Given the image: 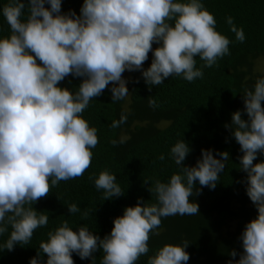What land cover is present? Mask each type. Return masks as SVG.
Segmentation results:
<instances>
[{
    "label": "clouds",
    "instance_id": "1",
    "mask_svg": "<svg viewBox=\"0 0 264 264\" xmlns=\"http://www.w3.org/2000/svg\"><path fill=\"white\" fill-rule=\"evenodd\" d=\"M2 12L11 34L0 39V236L9 226L12 231L0 250L13 251L17 244H29L35 230L48 224V215L33 205L60 181L79 178L91 167V150L99 139L82 114L92 99L110 84L112 102L125 99V71H140L150 89L173 76L188 82L202 79L204 67L230 54L231 41L216 30L215 16L201 0H84L79 14L62 13V0H10ZM227 24L243 43V28H237L232 17ZM154 44L159 46L153 49ZM150 52L152 63L144 69ZM196 57L204 61L200 68ZM69 76L83 78L75 92L60 86ZM243 99L248 118L236 111L225 127L240 145L246 194L258 215L241 234L243 253L236 260L233 250L229 264H264V161L254 163L264 154V78L256 81L254 90L246 89ZM155 106L150 99L149 107ZM127 119L122 113L111 128ZM124 142L121 137L112 144ZM190 151L184 140L171 148L182 174H173L167 183L154 182L149 191L156 203L144 204L140 198L114 219L111 233L103 238L85 226L74 231L64 221L48 233L30 264H45L41 252L47 255L46 264H74L73 253L96 264L98 250L104 253L101 264H136L148 254L150 236L162 218L199 214V204L190 199L200 194L194 192L196 182L214 189L229 159L227 151L218 153V159L212 150H202L197 164L188 167L184 161ZM89 179L103 190L104 200L124 194L107 170ZM67 207L71 214L80 211L74 203ZM88 215L85 210L82 218ZM188 246L189 241L166 244L148 264H187Z\"/></svg>",
    "mask_w": 264,
    "mask_h": 264
},
{
    "label": "trees",
    "instance_id": "2",
    "mask_svg": "<svg viewBox=\"0 0 264 264\" xmlns=\"http://www.w3.org/2000/svg\"><path fill=\"white\" fill-rule=\"evenodd\" d=\"M27 0H25V3ZM84 0H62V13H80ZM188 2V0H179ZM205 8L214 14L216 30L228 37L230 54L217 61L211 68H203V78L188 82L179 76L169 77L163 84L149 86L140 71L129 73L125 99L112 102L110 84L99 96L90 101L83 117L91 127L97 129L99 143L92 149L91 167L83 176L60 181L51 188L49 195L36 202L33 207L48 215L47 226L35 230L29 244H17L13 251L0 250V264H30L38 257L41 242L48 240V233L67 221L75 231L85 226L103 238L111 233L114 219L122 216L129 206H136L140 198L144 204L156 203L149 188L156 180L167 183L173 174H182L180 165L171 157V148L184 140L191 151L184 161L188 167L195 166L202 157V150L218 153L227 151L229 159L220 173L214 189L201 187L197 181L190 199L199 204V214L192 216H169L162 218L161 226L150 236L149 252L136 264H148V260L166 244H181L189 241L186 251L190 254L187 264H229L230 253L237 252L236 260L243 253L240 239L245 226L258 215V210L246 194V173L241 170L240 145L232 132L226 128L231 124L232 114L244 111L243 94L254 90L256 81L264 78V72L256 70L255 59L264 55V0H201ZM10 0H0V39L10 36L11 30L3 16V7ZM46 7L49 5L46 4ZM232 17L237 28H243L245 41L236 40L227 18ZM27 18V6L23 19ZM157 44L153 45V49ZM152 53L144 69L152 63ZM196 67L204 61L196 57ZM83 78L66 77L61 87L73 92L78 90ZM155 100V108L149 100ZM127 114V122L117 129L111 128L114 120ZM125 142L113 146L112 141ZM164 159L161 160L160 156ZM264 161L258 154L254 163ZM107 170L116 176V183L124 191L120 197L103 199V190H97L94 179ZM145 180L149 181L145 184ZM76 204L80 211L71 214L69 204ZM89 211L86 219L82 218ZM233 224L235 230H229ZM12 229L0 236L4 244ZM156 232L159 235L155 234ZM103 251L94 253L96 264H101ZM45 264L47 255L39 256ZM74 264H92V258L81 259L73 253Z\"/></svg>",
    "mask_w": 264,
    "mask_h": 264
},
{
    "label": "rangeland",
    "instance_id": "3",
    "mask_svg": "<svg viewBox=\"0 0 264 264\" xmlns=\"http://www.w3.org/2000/svg\"><path fill=\"white\" fill-rule=\"evenodd\" d=\"M158 46L159 45H157V47ZM254 62H255V68H256V70H259L261 72H264V55L257 57ZM128 76H129V73L126 72V74L124 75V78L127 79ZM235 228H236V226L233 224V226H231L229 228V230H231V229L232 230H235Z\"/></svg>",
    "mask_w": 264,
    "mask_h": 264
}]
</instances>
